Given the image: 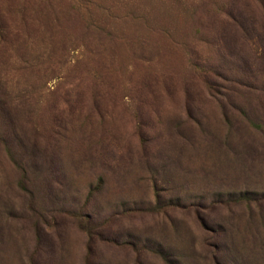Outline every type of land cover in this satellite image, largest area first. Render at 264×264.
I'll return each mask as SVG.
<instances>
[{"label":"rangeland","instance_id":"1","mask_svg":"<svg viewBox=\"0 0 264 264\" xmlns=\"http://www.w3.org/2000/svg\"><path fill=\"white\" fill-rule=\"evenodd\" d=\"M0 264H264V0H0Z\"/></svg>","mask_w":264,"mask_h":264}]
</instances>
